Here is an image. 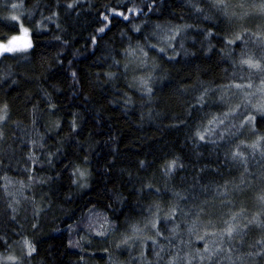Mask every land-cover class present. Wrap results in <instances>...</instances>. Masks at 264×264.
I'll use <instances>...</instances> for the list:
<instances>
[{
    "label": "trees",
    "instance_id": "trees-1",
    "mask_svg": "<svg viewBox=\"0 0 264 264\" xmlns=\"http://www.w3.org/2000/svg\"><path fill=\"white\" fill-rule=\"evenodd\" d=\"M21 25L0 264H264V0H0V44Z\"/></svg>",
    "mask_w": 264,
    "mask_h": 264
},
{
    "label": "snow or ice",
    "instance_id": "snow-or-ice-1",
    "mask_svg": "<svg viewBox=\"0 0 264 264\" xmlns=\"http://www.w3.org/2000/svg\"><path fill=\"white\" fill-rule=\"evenodd\" d=\"M13 7H16V5H13ZM130 11H132V10H130ZM116 14L117 15H123L122 13H116ZM11 19L13 21H17L18 17L13 15L11 17ZM124 19H128V16L125 15ZM104 20H108V17L105 16ZM106 27H107V25H105L104 27H101L99 29V31L103 32ZM21 32L23 33L22 36H13L12 39L7 42V44H0V54H3L5 52H14V51H17V50H21V45L18 43L20 41H24V43L22 45L23 50H26L27 48L31 47V42L27 39V37H28V29L24 28L21 25ZM237 39H239V37H237ZM244 63L248 64L250 67H253V68H258L259 67L258 64H253L250 60L244 61ZM236 87H240V85H236ZM2 119H3V117H0V120H2ZM250 119L254 120L255 117H251ZM200 138L203 139L204 137L201 136ZM172 166H174V164ZM262 199H264V197H262ZM153 227H155V225H153ZM226 231H227V235L231 236L232 232L234 231V229L231 227V225H229V227L227 228ZM25 243H27V242H25ZM32 251H34V249L30 248L29 255L31 254ZM205 251H207V248L205 249Z\"/></svg>",
    "mask_w": 264,
    "mask_h": 264
},
{
    "label": "rangeland",
    "instance_id": "rangeland-1",
    "mask_svg": "<svg viewBox=\"0 0 264 264\" xmlns=\"http://www.w3.org/2000/svg\"><path fill=\"white\" fill-rule=\"evenodd\" d=\"M252 8H254V7H252ZM252 8L250 7V5H247L246 6V8H244L243 9V12L241 13V15H238V17L239 18H247V17H249V18H251V17H253V16H257V14L256 15H254V13L251 15V11H252ZM253 12V11H252ZM260 16V15H259ZM258 19H261V18H259L258 17ZM20 45H21V50H23V48H22V45H23V43H24V41H20V42H18ZM7 44V43H6ZM21 50H17V51H21ZM17 51H14V52H17ZM1 55V54H0ZM254 62H252L253 64H258L259 65V67L258 68H253L257 73H261L262 71H263V66H262V64H261V62H259V61H255V60H253ZM260 87H264V83L260 86ZM247 88L245 87V88H241V90H240V94L242 95V94H245L246 93V95H247V97L249 98V101L250 102H253L254 103V101L256 102L257 100L258 101H260L259 103H260V105L262 106V108H263V102H261V100H262V96H261V94L263 93V90L262 89H257V88H255L254 90H246ZM251 91H253L252 92V96H250L248 93L249 92H251ZM243 96V95H242ZM148 241V240H147ZM146 241V242H147ZM22 248L24 249V250H26L27 249V245L26 244H23V246H22ZM146 248V245L145 244H142L141 245V249H145ZM129 251H131V250H129Z\"/></svg>",
    "mask_w": 264,
    "mask_h": 264
},
{
    "label": "bare ground",
    "instance_id": "bare-ground-1",
    "mask_svg": "<svg viewBox=\"0 0 264 264\" xmlns=\"http://www.w3.org/2000/svg\"><path fill=\"white\" fill-rule=\"evenodd\" d=\"M208 248H209V250H210V245L208 246ZM211 249H212V247H211ZM211 258H215V256H214V252L213 253H211Z\"/></svg>",
    "mask_w": 264,
    "mask_h": 264
}]
</instances>
